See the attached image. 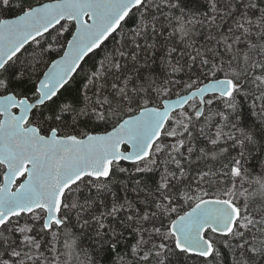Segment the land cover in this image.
Wrapping results in <instances>:
<instances>
[{
  "label": "snow or ice",
  "instance_id": "obj_1",
  "mask_svg": "<svg viewBox=\"0 0 264 264\" xmlns=\"http://www.w3.org/2000/svg\"><path fill=\"white\" fill-rule=\"evenodd\" d=\"M0 264H264V0H0Z\"/></svg>",
  "mask_w": 264,
  "mask_h": 264
},
{
  "label": "trees",
  "instance_id": "obj_2",
  "mask_svg": "<svg viewBox=\"0 0 264 264\" xmlns=\"http://www.w3.org/2000/svg\"><path fill=\"white\" fill-rule=\"evenodd\" d=\"M47 1V0H45ZM33 2L35 3L36 0H33ZM197 31L200 33V35L196 36V39L200 42V43H204V38L207 34V29L206 28H198ZM165 35H167V33H165ZM25 55H27V53H25ZM70 93H65V96H69ZM171 97H175L174 95L171 96ZM102 131V129H101ZM125 164V166H130L128 164V162H122ZM84 247L87 248L88 247V243H87V240H84Z\"/></svg>",
  "mask_w": 264,
  "mask_h": 264
},
{
  "label": "water",
  "instance_id": "obj_3",
  "mask_svg": "<svg viewBox=\"0 0 264 264\" xmlns=\"http://www.w3.org/2000/svg\"><path fill=\"white\" fill-rule=\"evenodd\" d=\"M45 2H47V1H45ZM170 99H175V97H170ZM130 150V149H129Z\"/></svg>",
  "mask_w": 264,
  "mask_h": 264
}]
</instances>
